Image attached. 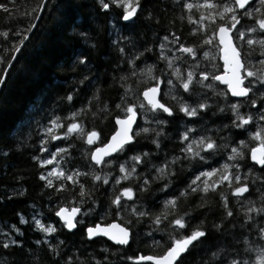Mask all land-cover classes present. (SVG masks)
<instances>
[{
  "label": "trees",
  "instance_id": "trees-1",
  "mask_svg": "<svg viewBox=\"0 0 264 264\" xmlns=\"http://www.w3.org/2000/svg\"><path fill=\"white\" fill-rule=\"evenodd\" d=\"M5 2L6 0H0V3ZM39 3L40 0H12L8 5L9 14L0 11V75H5L3 69L7 68L8 61L13 59V44L18 41L13 33L18 29L25 30L35 23L0 87V139H7L11 149L0 150V241L18 239L23 246L22 249L17 246L8 249L0 247V264H53V261L65 264L69 255L73 257V264H150L141 263L135 257L140 254L162 255L170 246L165 243L169 235L178 240L199 225L201 220L204 221L201 227L212 233L209 237L212 243L218 246L232 244L243 250V241L236 245L241 235L240 229L233 235L230 224L225 223L224 227L229 231L220 236L212 229V224L219 223L223 216V202L219 195L221 192L225 194L228 207L234 213L233 217L229 218L232 223L242 221L243 209L247 207L248 201H255L257 206L260 204L259 197L264 180L261 169L264 166L251 161L250 150L254 146L262 145L261 141L253 139L251 134L260 131L264 135V121L258 118L260 109L264 108L261 103L264 99L261 95L264 89L257 91L259 85H256L250 93L249 97L256 99L255 107L248 99L232 98L225 86L211 78L204 83L211 84L212 87L205 88L201 84H193L190 85L191 91L185 92L181 81L170 74L172 70L168 68V61L158 59L162 38L172 32L180 36L186 46H198L196 57L176 53L175 57H180V60L174 58L173 64L179 67L183 78L186 79L190 69L194 70L196 79H199L198 73L201 70L217 75L224 71L217 38H214L211 45L200 43L206 33L212 35L213 26L207 19L210 11L198 6L184 9L181 0H143L145 10L139 13L140 18L134 24L125 29L120 27L124 22L115 18L116 9L107 13L100 12L94 0H47L42 13L38 16L30 15ZM216 10H213V14ZM201 15L206 17L202 22ZM189 16L192 23L189 22ZM201 23L205 25L203 29L200 27ZM244 23L249 21L245 20ZM4 31L9 32L7 38L2 34ZM79 32L87 33L88 39L81 38ZM117 33L120 37H130L131 43L120 40L118 45H113L112 41L118 39ZM256 38L258 39L259 35ZM165 43L166 46L175 48L170 42ZM118 47H124L128 56L137 52L143 53V57L135 64V77L131 76L132 66L122 61ZM148 47L152 48L151 52L144 51ZM217 47L219 51L216 53ZM251 47L253 46L245 45L246 50ZM254 48L251 56L255 63L251 64L250 68L264 73V65L259 63L264 60L261 47L257 44ZM204 51H207L209 56L205 57ZM81 53L88 56V64L77 63ZM147 65H153L152 77L159 78V84L163 88L162 101L172 108L173 115L153 113L148 110L150 106L146 104L144 117L141 116L136 130L142 129V125L146 124L149 131L141 132L138 137H134L131 146L127 145L124 151H119L101 166H97L90 159L92 148L104 143L114 132V118L125 114L121 109L143 101L142 91L156 84V80L149 77L146 71H140L146 69ZM85 76L88 80L81 83ZM169 79L172 80L171 85L167 83ZM246 85L248 86L247 82ZM69 93L73 94L71 101L66 99ZM202 102L210 105V109L200 110L196 117H187L178 111L180 104L186 103L195 107ZM233 103L240 104L238 112L241 115L253 117L250 124L245 125L243 129L231 126L225 128L230 119H235L229 107ZM117 104L121 108H116ZM81 108H84V111L79 115H70ZM219 108H223V111H219ZM154 116L155 120L167 122L158 125L154 122ZM55 117H59V128H55V135L65 132L67 124L72 122L78 123L82 130L75 131L66 139L41 145L40 141L44 139L43 129L49 125L48 121ZM202 123L206 136H211L220 145L227 144L226 149H220L221 156L206 158L203 163L207 168L197 163L196 159L189 161L181 157L182 163L178 162L170 169L172 176L153 180L152 177L159 175L155 168L159 167L166 157L171 160L173 156L181 155L179 131L183 132L181 129H185V126L200 131ZM92 130L99 134V140L91 148L84 142V138ZM156 132H161V135L157 136ZM153 140L159 142L160 148L152 143ZM241 140L245 142L246 147L239 144ZM42 146L50 150L55 146L66 148L67 152L61 154L69 155L63 159L67 170L75 169L81 174L73 175V181H68L67 176L46 174L47 167L32 159L36 156L39 160H44L49 154L50 150L40 152ZM233 147L242 151L244 157L229 161L227 157ZM4 152H7V155H4ZM145 152L149 155L141 157L142 163L137 164L129 159ZM74 155L77 157L71 158ZM213 160L218 162L214 163ZM225 163L229 164V174H234V166L240 163L242 180L245 177V167L251 171L252 174L245 181L250 185L251 195L245 194L239 199L234 197L229 191L227 181L218 184L215 191L209 189L207 193H192L186 188L193 179V173L211 169L213 166L220 168V165ZM121 164L125 166V173L119 170ZM133 167L135 172L123 179ZM42 173L46 177L45 180L40 179ZM97 175L100 176L99 180L94 179ZM49 179L52 181V187L46 186ZM105 179L107 183L104 182ZM117 179L119 183H116ZM144 180L149 183L145 190L141 191ZM165 183H169L168 188H163ZM61 184L64 185V190L57 191ZM81 185L85 193L83 197L79 195ZM199 186L203 188L201 183ZM232 186L237 185L233 183ZM123 188H131L133 194L130 199L122 197L121 211L117 216L114 212L117 206L112 205L111 200L115 199ZM181 189H184L187 195L177 200L175 212L177 215L190 212V218H186V229L177 228L172 231L164 224L156 226L149 217L140 218L136 222L137 218L131 215L133 207L149 211L150 214H162L171 210V206L165 209L163 202L171 196H178ZM4 192L10 193L11 198H4ZM17 192H22V195H16ZM198 203L205 206L199 208ZM63 206H79L81 214L78 219L83 223H77V227L71 231L64 228L63 222L55 216V211ZM19 217H23L25 222L20 223ZM34 219L40 220L45 227L51 225L56 231H41L35 225ZM129 219L134 221L132 232L135 233L130 246L117 245L103 237L89 239L86 234V228L90 225L119 220L127 226ZM13 227L18 228L19 232L9 231ZM161 228L163 231L159 230ZM149 232L153 235L146 238ZM152 239L161 241L164 246L153 245ZM37 240L48 243L36 244ZM49 244L61 253L59 257L48 251ZM209 248L208 243L198 245L184 257L182 264H204L210 256ZM255 254L254 249L252 255ZM127 257L133 259L129 260Z\"/></svg>",
  "mask_w": 264,
  "mask_h": 264
},
{
  "label": "snow or ice",
  "instance_id": "snow-or-ice-1",
  "mask_svg": "<svg viewBox=\"0 0 264 264\" xmlns=\"http://www.w3.org/2000/svg\"><path fill=\"white\" fill-rule=\"evenodd\" d=\"M12 0H6L5 3H0V11H3L5 14L10 13L9 4ZM182 7L184 9H192L196 7L192 3L187 2V0H181ZM94 4L97 7L98 11L107 13L112 9H116V20L123 21L124 23L120 25L121 28L127 29L129 25L134 24L137 19H139V13L144 11L143 0H94ZM46 4L45 0H40V3L37 5V9L33 10V13L30 15H39L44 10ZM199 7H206L209 9L217 8L215 14L209 13L207 19L209 20L210 24L213 26L212 35L209 36L207 33L205 37L200 41L203 45H211L213 44L214 38L218 35L219 37V50L223 53L222 59L224 61V75H217L214 73H210L207 70H201L198 73L199 79L195 78L194 70L190 69L187 71L186 79L182 77L181 70L178 66H174L172 58L166 57L164 54V48L166 47L165 42H170L172 45L175 46V51L180 52L182 54L186 53L192 57L197 56L198 46L196 45H188L186 46L182 41L180 36L176 35L175 33L169 32L168 35H165L162 38L161 44L159 45L160 54L158 59L159 60H167L168 61V68L171 69V75L177 77L178 80L181 81V87L185 90V92H190V85L193 84H201L205 88L212 87L211 84H205L204 82L211 78L214 81H221L222 83L227 85V91L231 92L232 96L235 97H244L248 99L249 102L253 107L256 105V99L250 98L249 94L253 91V88L256 85H259V89H264V73L259 71L250 70V66L252 64L251 59L248 57L251 55L252 52L255 51L254 46L260 45L261 47V55L264 56V0H231L229 3L228 0H224L219 7L213 5L209 2L199 5ZM149 18L151 17V13L148 14ZM206 17L203 15L200 16V21H204ZM247 20L249 23H244ZM189 22L192 23L191 16H189ZM111 23V21H109ZM35 27V23L29 26L25 30H17L13 33L14 36L18 38V41L13 44L12 48V55H15L21 50V46L24 45L26 40L28 39V33L33 30ZM201 29L205 27L203 23L200 25ZM235 30V31H234ZM194 32L197 30H193ZM231 33V35H229ZM5 38L8 37L9 32L4 31L2 33ZM78 35L87 40L88 34L85 32H79ZM259 35L257 39L256 36ZM118 39L113 40V45H118L120 40L128 41L131 43L130 37H120L119 33H117ZM171 38V39H170ZM233 38L240 41V44H234ZM245 45L253 46L251 48L245 49ZM118 52L121 54V59L123 62H126L127 65L132 66L131 68V76H136V67L135 64L138 60L143 57V53H135L131 56L126 55L124 47H118ZM145 52H151L152 48L148 47L144 49ZM204 56H209L207 51H204ZM176 60H180V57H175ZM89 62V58L86 54L81 53L77 59V63L80 65H86ZM9 64L12 63L11 60L8 61ZM260 64L264 65V60L259 61ZM152 69L153 65H147L146 69H140L141 72L146 71L148 76L156 80V86L154 87H147L143 91L142 95L147 100V104L150 106L148 109L153 113H166L168 116L173 115V110L171 107L166 106L165 103H161V100L157 98L159 92V78L152 77ZM3 72L6 74L8 72L7 68L3 69ZM244 75H241V73ZM251 78V79H249ZM121 79H126L125 77H121ZM88 80V77L85 76L81 83H84ZM247 80V87L242 86ZM5 81V75H0V84ZM168 84H172V80L167 81ZM127 93V90H126ZM223 94V93H222ZM264 96V93H261ZM68 101L73 99V94L69 93L66 97ZM124 97H121L123 100ZM261 103L264 104V99L261 100ZM87 105H85V108ZM141 110L145 109V105L141 103L139 105ZM230 110L235 116V119H230L229 125H225V128L229 126L243 129L245 125H249L250 122L253 120L251 115L245 116L241 115L238 112L240 108V104L233 103L230 106ZM116 108H121L119 104L116 105ZM210 109V105L207 103H198L195 107H192L188 104H180L178 106V111L184 113L187 117H196L200 110ZM219 111H223V108H219ZM84 111V108L78 109L77 111L71 113L72 117H75L80 114V112ZM125 113V118L121 119L117 116L115 123L118 126H121L117 129V131L112 135L111 141L105 145L103 149L96 148L95 151L91 152V160L95 162L96 165L101 164V160L103 156L109 155V152H116L124 151L125 145L131 146L134 137H138L141 132H148V128L137 129L134 131L133 135H129L130 130H132V124L136 120V110L133 104H129L126 108L121 109ZM259 120L264 121V108L260 109ZM206 114V113H205ZM67 119V117L65 118ZM154 122L158 125H162L166 123V120H155V116L153 117ZM59 117H55L48 121L49 125L52 126H59L57 121ZM80 129V125L76 122L68 123L67 130L62 132L61 136L52 135V127L44 128L43 131L48 133L49 136L46 139L50 140H60L66 139L69 135L73 132ZM197 129H193L190 127L185 126V130L180 132L179 140L181 142V147L179 148L180 156H173L171 160L167 157L163 161V163L155 168L156 173L158 176L152 177L153 180L155 179H163L165 176H172L173 172L170 169L178 162L182 163L181 157L183 160H193L196 159L197 163L201 164V166L207 168L208 166L205 165L203 162L206 158L212 159L215 156H221L220 149H226L228 146L227 144L220 145L218 144L211 136L200 135L196 136ZM162 132V130H161ZM161 132H156L157 136L161 135ZM98 133L95 130L89 131L87 133V143L92 144L95 138H98ZM253 139H259L261 141L262 147L259 148H252L251 149V159L255 162V164L264 166V135L261 134L260 131L256 133H252ZM46 140L42 139L40 141L41 145H44ZM235 143V141H233ZM153 144H156L157 148H160V144L157 140L152 141ZM241 146H245V142L241 140L239 142ZM4 148H9V143L7 139H0V150ZM40 152H46L45 147H41ZM66 148H56L54 152L51 153L52 159L46 160H39L38 157L33 156V160H38L41 165L50 164L52 160L55 159L57 154L59 153H66ZM203 153V154H202ZM259 153V155H257ZM7 155V152L3 153ZM148 153H139L129 157V159L133 160L135 163L139 164L142 163L141 157H147ZM236 157L243 158L244 153L238 150L237 147H233L231 149V154L227 157L229 161L233 160ZM63 159V156L60 157ZM110 162V161H109ZM214 163L218 162L213 160ZM229 164L225 163L220 165V168H212L211 171H199L197 175L193 177L186 185V188L190 189L192 193L197 192H205L207 193L209 189L215 191L217 184H223L225 181L228 182V188L231 194L236 198H242L245 194L251 195L250 185L246 183L247 176L245 175L244 180L241 178L240 174V163H237L234 166V174H229L227 169ZM120 172L125 173L126 169L123 164L120 165ZM135 172V167L132 168L131 171L127 172V174L122 177L123 179H127L128 176H131ZM217 172L221 173L220 178L218 180L215 179L214 174ZM52 173H56V169L53 168ZM262 176H264V167L261 169ZM57 176L64 175L63 171L56 173ZM81 173L76 172L73 170L71 174H68L66 179L68 181H73V175H80ZM213 177V181H208L205 179L204 187L200 188L197 181H200L201 178ZM41 180H45L46 177L42 173L40 176ZM94 179L99 180L100 176H94ZM107 183V179L104 181ZM116 183H119V179L116 180ZM149 181L144 180L143 187H141V191L145 190ZM171 183V181H169ZM169 183H165L163 188H168ZM233 183L237 186L233 187ZM193 185H196L193 187ZM47 187H52V181L49 179L47 180ZM64 185L61 184L57 191H63ZM162 190V189H161ZM132 189L131 188H123L121 193L115 197V199L111 200L112 205H116V209L114 210L115 215L119 216L121 211V200L122 197H128L129 199L132 197ZM16 195H22V192H17ZM81 197L85 195L83 186L81 185V191L79 193ZM187 195L184 189L179 191L178 196H171L167 200H165L164 207L165 209L168 206H171V210L164 211L162 214H150L149 211H141L133 207L131 211V215L136 217V222L139 221L140 218L149 217L153 225L160 226L164 224L166 228L175 231V229H186L187 222L186 218H190V212H184L183 214L177 215L175 210L177 207V200L181 197H185ZM220 199L223 202V216L221 217V221L219 223H213L212 229L215 230L216 233H219L220 236H224L228 233L229 229L224 227L225 223L230 224L231 232L235 235L237 229H240L241 235L239 239L236 241V245L243 241L244 249L241 250L238 246H233L232 244H226L225 246H218L215 243H212L209 240L210 235L212 233L201 227L204 224V221H200L199 225L192 228L187 235L182 236L180 239H174L169 235L168 241L165 243L170 244L163 252L162 255L156 256H138L135 257L137 261H153L154 264H182L184 257L195 247L198 245L202 246L205 243L210 245L209 251L210 256L204 264H264V180H262V189L260 191V204L257 206L255 201H248L247 207L243 209V218L242 221L239 223H232L229 218L233 217V211L228 207V201L223 192L220 194ZM3 197L10 199L11 194L8 192L3 193ZM205 205L203 203H198L197 207L203 208ZM80 211L79 207L72 208L70 213H66L65 208L60 207L59 210L55 211V216L59 217L60 220L63 222L62 226L69 231L75 229L77 227V223L82 224L83 221L77 219V213ZM256 214V215H253ZM239 215V214H237ZM175 217V218H173ZM104 217H101L103 219ZM75 220V222H74ZM20 223H24V218L19 217ZM165 222H167L165 224ZM35 225L43 232L50 233L55 232L56 229L51 225L45 227L40 220L34 219ZM127 226L121 227L120 224L112 223L108 224L107 227L101 228L99 224L95 227H88L86 229V234L89 239L98 234H102L107 236L110 240L114 241L118 245L130 246L132 239L135 233L132 232V225L134 223L133 220L129 219L127 222ZM174 226V227H173ZM116 230V231H113ZM163 231V228L159 229ZM9 231L11 232H19L18 228H10ZM7 235V233H5ZM152 232L146 234V238L152 237ZM253 236L255 237L253 239ZM219 237H217L218 239ZM163 240V236L161 237ZM41 243H48L47 241L37 240L36 244ZM152 244L156 246L163 247L164 245L161 244V241H157L152 239ZM11 246H17L22 249V244L18 239H5L0 241V247L3 249H8ZM214 249V250H212ZM255 249L256 254L255 256L252 255L253 250ZM48 251L53 252L57 257L61 255L60 252L56 251L55 248L51 244L48 246ZM246 257V258H245ZM127 259L131 260L133 257H127ZM53 264H58V261H53ZM65 264H73V257L69 255Z\"/></svg>",
  "mask_w": 264,
  "mask_h": 264
},
{
  "label": "rangeland",
  "instance_id": "rangeland-1",
  "mask_svg": "<svg viewBox=\"0 0 264 264\" xmlns=\"http://www.w3.org/2000/svg\"><path fill=\"white\" fill-rule=\"evenodd\" d=\"M187 2H189V3H192L193 5H196V6H198L199 7V5H203V4H205L206 3V0H187ZM207 2H209V3H211V4H213V5H216L217 7H218V5H220V4H222V3H224V0L222 1V2H220L219 0H207ZM228 2L230 3L231 2V0H228ZM203 8H206V7H203ZM212 14L214 13V9H217V8H212V9H209V8H207ZM209 16V15H208ZM216 38V37H215ZM238 41V40H237ZM238 44H240V41H238ZM23 46L24 45H22L21 46V49L23 48ZM214 50V49H213ZM217 50H218V47H217V49H216V53H217ZM219 51V50H218ZM215 52V51H214ZM176 53H177V51H175V48L174 47H172L171 45H169V46H166L165 48H164V54L166 55V57H169V58H172V60H174V58H175V56H176ZM249 59H251V61H252V64L253 63H255V61L252 59V56L250 55V57H249ZM12 61V60H11ZM10 64L8 65V67H7V69L9 70V68H10ZM250 70H251V68H250ZM243 75H244V73H243ZM5 77H6V75H5ZM249 79H251V78H249ZM247 82V80H245V83ZM2 86V84H0V87ZM205 97H206V95H205ZM208 97V96H207ZM213 98H214V96H213ZM213 98H211V99H213ZM214 101H215V99H213ZM141 103H143L144 105H145V109L144 110H141L140 109V107H139V105L141 104ZM135 106V109H139V111H140V114H141V116L142 117H144V114H145V111H146V107H147V105L144 103V101H138L137 102V104L136 105H134ZM149 106V105H148ZM125 115V114H124ZM123 116V115H122ZM117 117V116H116ZM141 118V117H140ZM115 119V118H114ZM140 120V119H139ZM139 120H138V122H139ZM206 120H204L203 122H205ZM207 122H205V124H206ZM137 125H138V123H137ZM116 126V125H115ZM47 127H52V135H55L54 134V130H55V128L57 127V128H59V126H52V125H48V126H46L45 128H47ZM137 127V126H136ZM147 127V125L146 124H144V125H142V129L143 128H146ZM200 128H201V130L200 131H197L196 133H195V135L196 136H200V135H206V133H204L205 131H203V129H205L204 128V125H203V123L200 125ZM185 129L184 128H182L181 129V131H184ZM78 132H81L80 130H77ZM135 131H136V128H135ZM74 133V132H73ZM72 133V134H73ZM179 133H180V131H179ZM47 136H49V134L48 133H46V132H44V140H46V142H49V144L51 143V142H53V143H55V141L56 140H50V139H46V137ZM57 136H61V134H59V135H57ZM43 139V138H42ZM99 140V135H98V138H95L94 140H93V143L92 144H88L91 148L94 146V144H95V142H97ZM84 142L85 143H87V137L86 138H84ZM258 146H261L262 147V145H258ZM46 148V151L48 152L50 149H48L47 147H45ZM56 148H60V147H57V146H55L54 148H52L50 151H49V154L46 156V157H44V160H46V159H52V157H51V153L52 152H54L55 151V149ZM92 151V150H91ZM61 156H63V159H65V156H69L68 154L67 155H63V154H61V153H59V154H57V156L55 157V159H53L52 160V163H50V164H44L46 167H47V169H46V174H49V173H51L52 172V169L53 168H55L56 169V173H59V172H61V171H63V173H64V175H62V176H67L68 174H71L72 172H73V170H75V169H72V171H68L67 169V164L65 163H63V159H61L60 157ZM74 157H77V156H71V158H74ZM91 159V158H90ZM212 168H217L218 169V167L217 166H213V167H211V169ZM211 169H207V170H204V171H211ZM76 171V170H75ZM56 173H52L53 175H55V176H57V174ZM198 173L197 172H195V173H193V177L195 176V175H197ZM218 174H220L219 172H217L216 174H214V176H215V179L216 180H218L219 178H220V176L218 175ZM230 174H231V172H230ZM250 174H252L251 173V171L250 170H246V167H245V171H244V175H246L247 177H249V175ZM241 178H242V176H241ZM205 179H207L208 181H210V179L213 181V177H207V178H201V180L200 181H197V183L200 185V183H201V186L202 187H204V181H205ZM257 179L254 177V181H256ZM218 185V184H217ZM196 186V185H195ZM95 225V224H94ZM91 226V225H90ZM89 227V226H88Z\"/></svg>",
  "mask_w": 264,
  "mask_h": 264
},
{
  "label": "water",
  "instance_id": "water-1",
  "mask_svg": "<svg viewBox=\"0 0 264 264\" xmlns=\"http://www.w3.org/2000/svg\"><path fill=\"white\" fill-rule=\"evenodd\" d=\"M46 1H47V0H45V4H46ZM229 35H231V33H230ZM29 36H30V34L28 35V38H29ZM216 38H217L218 43H219V37H218V35L216 36ZM233 43H234V44H237L236 41H235V38H233ZM17 54H18V53H17ZM17 54L15 55V57H13V59H12V63H11L10 65H12V64L14 63ZM220 55H221V59H222L223 53H222L221 51H220ZM222 61H223V59H222ZM223 63H224V61H223ZM224 74H225V73H224V71H223V72L219 73L218 75H224ZM5 75H6V74H5ZM241 75H243V72L241 73ZM219 83H220L221 85H223V86H226V88H227V85H226V84L222 83L221 81H219ZM154 86H156V84H154V85H150V86H148V87H154ZM242 86L247 87V85H245V83H244ZM144 90H145V89H144ZM144 90H143V91H144ZM143 91H142V93H143ZM162 91H163L162 85L159 84V92H158L157 98L161 100V103H164V102L162 101V98H161V96H162ZM229 94H230V96H231L232 98H234V99H245L244 97H235V96H232V95H231V92H229ZM141 96H142V99H143L144 103L147 104V100H145V98L143 97L142 94H141ZM249 96H250V94H249ZM147 105H148V104H147ZM166 106H167V105H166ZM135 110H136V120H135V121L133 122V124H132V130H130L129 135H133V133H134V131H135V128H136V126H137L138 120H139L140 117H141V114H140L139 109H135ZM119 117H120L121 119H124V118H125V115H123V116H119ZM116 118H117V117H115L114 122H115ZM115 125H116V123H115ZM119 127H121V126L116 125V128H115L114 132L109 136V138H108L104 143H102V144H100V145H96V146H94V147L92 148V151H91V152L95 151L96 148H101V149H103V148L105 147V145H107V144L111 141L112 135L117 131V129H118ZM133 141H134V140H133ZM133 141H132V142H133ZM125 146H127V145H125ZM259 147H261V146H258V145H257V146H254V147H252V148H259ZM252 148H251V149H252ZM91 152H90V158H91ZM117 152H119V150H117L116 152H109V155H107V156H103V157H102V160H101V164H99L98 166H101V165L105 162L106 159H108V158L114 156ZM257 155H259V153H257ZM250 159H251V150H250ZM91 161H92V160H91ZM251 161H252V159H251ZM92 162L95 163L94 161H92ZM252 162L255 164L254 161H252ZM256 165H258V164H256ZM259 166H261V165H259ZM75 207H78V206H74V207H72V208H75ZM63 208H65L66 213H70L71 210H72V208H68V207H66V206H63ZM79 208H80V207H79ZM80 213H81V208H80V211L77 213V217H76V218H78V216H79ZM58 218H59V217H58ZM59 219H60V218H59ZM74 222H75V220H74ZM112 223L120 224L121 227H125V226H126L125 224L121 223L119 220H114V221L109 222V223H97V224H99L101 228H105V227H107L108 224H112ZM97 224H95V225H91V227H95ZM89 227H90V226H89ZM87 228H88V227H87ZM87 228H86V229H87ZM113 231H116V230H113ZM97 237H103V238H106V239L109 240L110 242L116 244L114 241L110 240L107 236H104V235H102V234H98L97 236H94V237H92L91 239H94V238H97ZM117 245H118V244H117ZM139 256H142V254H140ZM143 256H156V255H153V254H145V255H143ZM140 262H141V263H150V264H154L153 261H140Z\"/></svg>",
  "mask_w": 264,
  "mask_h": 264
},
{
  "label": "flooded vegetation",
  "instance_id": "flooded-vegetation-1",
  "mask_svg": "<svg viewBox=\"0 0 264 264\" xmlns=\"http://www.w3.org/2000/svg\"><path fill=\"white\" fill-rule=\"evenodd\" d=\"M68 208H72V207H74V206H67ZM79 207V206H78Z\"/></svg>",
  "mask_w": 264,
  "mask_h": 264
}]
</instances>
